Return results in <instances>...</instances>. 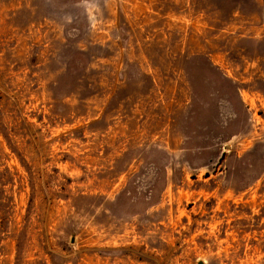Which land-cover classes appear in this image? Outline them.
Here are the masks:
<instances>
[{
  "label": "rangeland",
  "instance_id": "374dc122",
  "mask_svg": "<svg viewBox=\"0 0 264 264\" xmlns=\"http://www.w3.org/2000/svg\"><path fill=\"white\" fill-rule=\"evenodd\" d=\"M264 264V0H0V264Z\"/></svg>",
  "mask_w": 264,
  "mask_h": 264
},
{
  "label": "water",
  "instance_id": "95a60500",
  "mask_svg": "<svg viewBox=\"0 0 264 264\" xmlns=\"http://www.w3.org/2000/svg\"><path fill=\"white\" fill-rule=\"evenodd\" d=\"M200 264H203V262H201Z\"/></svg>",
  "mask_w": 264,
  "mask_h": 264
}]
</instances>
